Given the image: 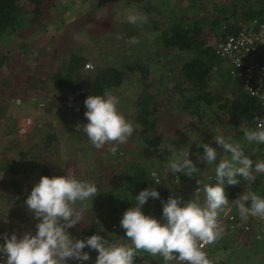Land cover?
Returning a JSON list of instances; mask_svg holds the SVG:
<instances>
[{"label": "rangeland", "instance_id": "rangeland-1", "mask_svg": "<svg viewBox=\"0 0 264 264\" xmlns=\"http://www.w3.org/2000/svg\"><path fill=\"white\" fill-rule=\"evenodd\" d=\"M160 1L150 0L144 2V5L148 6V10H146L143 5H127L123 1L106 3L98 7L96 0H77L75 4L70 3L66 7L65 0H58L54 6L47 10L46 16L37 23L35 30L20 39L19 42H24L26 39L29 41L32 49L28 56L30 60L27 63L23 60L17 65H12L14 66L12 71L24 76L26 70L31 73L33 70L34 74L45 76L57 69L63 56L73 52H79L88 59L87 62L92 65V68L87 70H91V72L108 65L122 66L124 64L139 63L140 66H145L147 68L145 72L141 71V73L139 69H135V72L128 77L125 83L108 91L119 99L118 111L126 119L127 113L131 112L132 103L142 94V90L148 82L155 86L160 100L166 95L168 96L170 102L165 104L161 102L163 109L169 111L164 116L163 122L166 144L161 143L162 152H164L161 167L167 170L169 162L176 159L180 151H189L190 157L194 148L191 144L200 136L201 132L210 134L207 138L209 144L214 142V135L216 134H222L227 139L235 136L236 132L229 128L232 122L227 116L219 117L221 118L219 125L211 126L205 119L199 120L192 109L183 110L180 106H173L172 102L177 98V95L172 91L176 80L175 71H178L177 68L180 67L182 59L176 54L162 53L158 45L160 35L157 32L160 30L153 31L152 29V20L156 16H158L156 25L159 24L160 29H163L172 21V16H175V14L179 16L181 12H184L188 16H192L203 5L207 9L204 14L210 16L211 12L209 10H211L212 4L218 0H172L178 6L174 9L172 16L168 15L169 12L163 10L164 7L160 4ZM255 1L252 0V2ZM156 9L162 11L161 16L157 15ZM136 13L145 14L147 22L128 23L127 16ZM133 37L137 38L139 43L131 44L127 42ZM27 64L32 65L34 68L28 69ZM214 74L216 76V73ZM217 80L212 79L210 86L219 87ZM50 89L46 91V97L41 95L8 97L7 94L0 97V166L10 164L20 168L17 175L10 172L4 173V175L0 171V244L4 243L2 238L4 234L9 237L16 234L19 238L26 232L35 233L37 221L34 215L27 210L26 204L19 203L17 209L14 208L16 197L4 186L3 182L7 178V180L19 181L22 189L29 196L33 187L43 177L40 167L32 166L29 160L30 153L24 161L19 158L20 152H29L30 146L39 142L35 139L37 134L55 132L58 136L52 142V147L50 146L51 148L48 149L46 159H41L38 156L39 161L48 163L43 166L49 167L51 170L50 178L67 176L70 171L73 177L77 173L82 181L92 183V179L97 180L96 184H101V188L98 189V194L95 196V198L98 197L99 202L107 200L109 192L114 188L117 189L120 184L116 181L117 179L120 180L117 170L121 166L142 161L153 165L157 164L159 159L149 148L141 144V140L135 131L126 144L119 145L115 156L109 153V146L107 145L103 149H95L82 131L83 125L88 123L84 116L85 112L78 107H71L68 102L61 99H57V103L63 104L62 106L49 104V101L53 99L48 96L49 91H54ZM2 91L1 89L0 93ZM202 104L201 113H210V108L205 106L204 103ZM23 115L32 116L35 126L25 136H18L15 131V133H11L10 130H16L17 119ZM78 126H81V130H77ZM217 130L219 131L217 132ZM174 142L180 143V146L176 149L173 145ZM231 142H234L232 137ZM239 144L242 145V143ZM140 149L147 152L141 160ZM223 155L231 154H225L222 149L217 156L216 163H219ZM104 159L107 161V168H111L110 170H114V174H117L115 178L110 177L108 180L97 178L98 163L104 161ZM197 168L199 169L198 166ZM108 181L109 186H107ZM194 181H196V178H192V176L189 177L184 173L176 174L174 188L179 195L178 198H181L184 202L193 198L195 191L192 185ZM247 185L248 183L233 200L245 192H254V187L246 190ZM261 185L264 186V176H262ZM93 200L85 201L84 205L86 207L84 209H87L88 203ZM115 205L116 203L109 201L104 207H99L96 215L102 216L110 224V237L107 239L109 243L130 245L131 242L127 239L125 230L120 227V220L124 212L115 209ZM82 206L79 202L75 205L78 209ZM5 219L7 223L4 222ZM236 235L239 240L230 235L227 230H224L222 239L209 247L206 254L212 264H264L261 259L262 252L257 249L254 242L240 233L236 232ZM70 236L73 237L72 234ZM86 249L95 258L98 256V252L95 250L87 247ZM249 252L254 256L249 255Z\"/></svg>", "mask_w": 264, "mask_h": 264}, {"label": "trees", "instance_id": "trees-1", "mask_svg": "<svg viewBox=\"0 0 264 264\" xmlns=\"http://www.w3.org/2000/svg\"><path fill=\"white\" fill-rule=\"evenodd\" d=\"M57 1L0 0V88L3 90L0 97L4 94H7L8 97H30V95L46 97V91L51 88L54 91H49L48 96L53 98L49 101V104L62 106L63 104L57 103V99H61L68 102L71 107H78L85 112L87 109L84 101L89 95H103L109 89H116L125 83L129 76H132L135 69L145 72L147 68L140 66L139 63H132L122 66L108 65L91 72V70L85 69V63L88 59L79 52H73L63 56L57 69L45 76H38L34 74L33 70L32 73L26 70L24 76L12 71L14 70L12 65H17L23 60L27 63L30 60L28 56L32 49L29 41L26 39L24 42H19L20 39L35 30L37 23L46 16L47 10L54 6ZM120 1L127 5H143L148 10V6L144 5V2L150 0H96L98 7L106 3ZM65 2L66 7H68L70 3L75 4L77 0H65ZM160 4L164 7L163 10L169 12L168 15L171 16L174 14V9L178 8L172 0H161ZM205 10L207 9L203 5L192 16H188L184 12H181L179 16L175 14V16H172V21L163 29H160L159 24L156 25L158 16L152 20L153 31L160 30L157 33L160 35L158 45L161 52L176 54L182 59L180 67L177 68L178 71H175L176 80L172 91L177 95V98L172 102L173 106H180L183 110L192 109L199 120L205 119L211 126L219 125L221 120L219 117L227 116L232 122L229 128L236 132L235 136H231L234 143L244 144L243 147L241 145L244 155L253 161L263 160L264 144L248 142L244 138L243 129H257V118L264 113V107L255 98L244 93L236 81L228 78L227 70L222 65V60L215 55L213 47L219 34L223 33L222 23L225 25L224 31L226 33H233L237 29L236 21L238 20L248 23L252 20L264 21V0H256L255 2H252V0H218L212 4L211 10H209L211 12L210 16L204 14ZM156 12L157 15L161 16L162 11L160 9H156ZM27 65L28 69L33 67L30 64ZM214 73H216V76H214ZM212 79H218V85L220 86L217 88L210 86ZM157 94L155 86L148 82L143 88L142 94L132 103L131 112L127 113V120L140 126L135 132L140 138L141 144L158 156L157 164L152 165L142 161L121 166L117 170L120 180H116L120 184L117 189L114 188L109 192L107 200L101 201V203L98 197H94V200L88 203L87 209H84V205L82 206L83 219L81 223L68 229V233L76 239L83 240L92 235H100L105 239L110 237V224L102 216L96 215L99 207H104L109 201L116 203L115 209L125 212L135 206V196H138L143 190L153 188L159 192L160 198L150 197L147 203L142 206V212L163 223L162 202H167L170 196L178 198L179 195L174 188V180L178 173L172 174L161 167L164 154L161 143L166 144L163 122L164 116L169 112L168 109H163L162 103H168L170 100L167 95L160 100ZM202 103L210 108V113H201ZM14 131L16 132V130H10L11 133H15ZM209 135L208 132H201L200 136L191 144L194 148L189 159L199 167V171L192 176V178H196L192 185L194 191L201 185L210 184L215 186L217 183L215 179L216 164L207 165L198 159V156L203 155V148L200 145L208 144L214 147L218 154L222 150V147L217 145L215 141L212 144L207 142ZM57 137L55 132L37 134L35 139L39 142L33 143L29 148V152H20L19 158L24 161L30 153L29 160L32 166L40 167L43 176L50 178L51 170L49 167L43 166L48 163L41 162L38 159L39 157L46 159L47 151L52 147V142ZM173 145L176 149L180 146V143L174 142ZM218 149L221 150L218 151ZM139 152L141 160L147 152L142 149ZM106 163V159L98 163L99 172L96 174L98 179L108 180L110 177H116L117 174H114V170H110L111 168L108 169ZM0 171L3 174L10 172L17 175L20 168L4 164L0 166ZM153 172L156 173L155 176L152 175ZM74 176V178L82 181L77 173ZM262 176L264 175H257L255 181L251 183L244 181L242 177H237L240 184L235 186L228 185L227 180H225L224 188L229 202L238 195L247 183L246 190L254 187V193L264 198V186L261 185ZM7 179L4 180L3 184L16 197L14 208L17 209L19 203L25 204L28 195L22 189L19 181ZM96 181L92 179L91 182L96 185L97 189H100L101 184H96ZM107 186H109V181ZM201 203H203V194L201 195ZM89 205L91 206L89 207ZM230 234L236 238L238 237L236 232ZM242 236L250 238L247 234H242ZM254 244L262 252L261 259L263 260L264 246L258 242H254ZM249 255L253 254L250 253ZM144 258H151L156 263L163 260L160 256L152 257L148 253L140 252L135 257V261ZM256 260L254 261L256 262Z\"/></svg>", "mask_w": 264, "mask_h": 264}, {"label": "clouds", "instance_id": "clouds-1", "mask_svg": "<svg viewBox=\"0 0 264 264\" xmlns=\"http://www.w3.org/2000/svg\"><path fill=\"white\" fill-rule=\"evenodd\" d=\"M126 19L130 24L147 22L143 13L129 14ZM127 42L139 43L134 37ZM84 104L88 123L83 125V133L95 149H103L107 145L109 153L115 156L119 145L126 144L140 126L128 121L118 111L119 99L110 91L103 95H89ZM257 124L256 130L243 129L244 138L248 142L264 144V120L258 117ZM77 130H81V126ZM214 141L225 154H231L223 155L216 163V149L208 144L200 145L203 155L198 159L207 165L216 164L215 186L201 185L197 181L201 186L187 202L170 196L167 202H162L163 223L142 212V206L150 197L160 198L159 192L153 188L141 191L135 196V206L126 210L120 220V227L125 230L130 245L111 244L100 235L83 240L70 236L68 229L83 219V208L78 209L75 205L78 202L84 205L85 201L93 199L98 189L94 183L74 178L70 171L67 176L41 177L25 201L27 210L37 221L35 233L26 232L19 238L16 234L10 237L4 234V243L0 244V254L6 257L4 264L84 262L90 259L89 253L84 251L86 247L98 252L95 264H135V257L140 252L152 257L160 256L164 264L172 261L177 264H212L202 249L205 245L215 244L223 236L219 215L229 205L225 180L228 185L235 186L240 184L237 177L251 183L257 175H264V160L253 161L245 156L240 144L231 142V137L226 139L222 134H216ZM167 170L189 177L199 171L189 159V151H180L176 159L169 162ZM232 204L242 220L249 216L264 219V198L254 192H245L232 200Z\"/></svg>", "mask_w": 264, "mask_h": 264}, {"label": "built area", "instance_id": "built-area-1", "mask_svg": "<svg viewBox=\"0 0 264 264\" xmlns=\"http://www.w3.org/2000/svg\"><path fill=\"white\" fill-rule=\"evenodd\" d=\"M236 28L235 32L226 33L224 23L221 24L223 33L219 34L214 44V53L222 60L228 78L236 81L244 93L255 98L264 107V21L252 20L248 23L240 20L236 22ZM89 68H92V65L86 62L85 69ZM259 118L264 120V113ZM34 126L33 117L23 115L17 119L16 134L25 136ZM256 126L258 127L257 123ZM219 221L229 233L247 234L253 242L264 246V219L249 216L242 220L238 210L231 203L220 213ZM258 236L261 238L257 239ZM210 246L212 245H205L202 250L206 252ZM84 251L89 253L88 261L69 260L68 264H95L96 258L91 252L86 248ZM5 259L6 257L0 254V264H4ZM135 264H164V261L156 263L151 258H144L135 261ZM170 264L177 262L172 261Z\"/></svg>", "mask_w": 264, "mask_h": 264}, {"label": "crops", "instance_id": "crops-1", "mask_svg": "<svg viewBox=\"0 0 264 264\" xmlns=\"http://www.w3.org/2000/svg\"><path fill=\"white\" fill-rule=\"evenodd\" d=\"M264 160V159H263ZM230 235H232V234H230ZM234 236V235H233ZM263 261H264V258H263Z\"/></svg>", "mask_w": 264, "mask_h": 264}]
</instances>
